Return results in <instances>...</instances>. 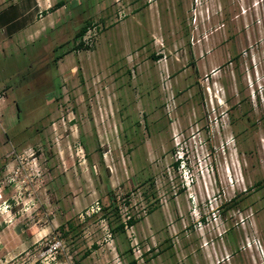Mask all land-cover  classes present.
<instances>
[{
  "label": "rangeland",
  "instance_id": "1",
  "mask_svg": "<svg viewBox=\"0 0 264 264\" xmlns=\"http://www.w3.org/2000/svg\"><path fill=\"white\" fill-rule=\"evenodd\" d=\"M59 1L0 42V264H264V0Z\"/></svg>",
  "mask_w": 264,
  "mask_h": 264
},
{
  "label": "crops",
  "instance_id": "2",
  "mask_svg": "<svg viewBox=\"0 0 264 264\" xmlns=\"http://www.w3.org/2000/svg\"><path fill=\"white\" fill-rule=\"evenodd\" d=\"M10 6L0 9V42L15 39L34 26V17L41 11L38 0H12ZM3 108L0 104V117Z\"/></svg>",
  "mask_w": 264,
  "mask_h": 264
},
{
  "label": "trees",
  "instance_id": "3",
  "mask_svg": "<svg viewBox=\"0 0 264 264\" xmlns=\"http://www.w3.org/2000/svg\"><path fill=\"white\" fill-rule=\"evenodd\" d=\"M63 4H64V1L63 0H60L59 2H57L56 6L57 5L58 6H61ZM88 28H89V24L88 23L82 25L81 28L79 29V31L76 34V38L82 37L87 32ZM78 47L83 48V47H87V46L84 44L83 40L81 39V41L78 44ZM60 57L61 56H58L57 59L60 58ZM127 224L134 225L135 224V219L129 218V220L127 221ZM119 227L123 229L125 227V224L124 223H120L119 224ZM132 264H136V261L134 260L132 262Z\"/></svg>",
  "mask_w": 264,
  "mask_h": 264
}]
</instances>
